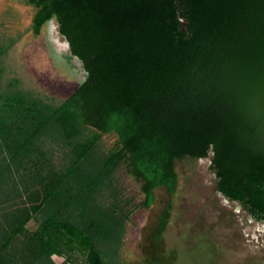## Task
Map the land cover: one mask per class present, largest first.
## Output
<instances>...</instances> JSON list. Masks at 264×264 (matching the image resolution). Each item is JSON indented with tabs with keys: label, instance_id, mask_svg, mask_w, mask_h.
Instances as JSON below:
<instances>
[{
	"label": "trees",
	"instance_id": "obj_1",
	"mask_svg": "<svg viewBox=\"0 0 264 264\" xmlns=\"http://www.w3.org/2000/svg\"><path fill=\"white\" fill-rule=\"evenodd\" d=\"M25 3L32 34L52 18L86 74L57 104L16 79L0 90V264H110L129 212L119 165L146 208L155 188L174 192L175 160L210 151L217 192L264 221V0Z\"/></svg>",
	"mask_w": 264,
	"mask_h": 264
},
{
	"label": "rangeland",
	"instance_id": "obj_2",
	"mask_svg": "<svg viewBox=\"0 0 264 264\" xmlns=\"http://www.w3.org/2000/svg\"><path fill=\"white\" fill-rule=\"evenodd\" d=\"M32 13L25 0H0V90L16 79L20 89L57 104L82 76L71 63L52 18L43 24L40 34H32ZM115 142V135L103 133L97 148L106 151ZM46 146L53 149L52 159L58 166L63 148L48 142ZM174 169V192L168 195L165 188H155L153 202L145 208L138 183L122 165L116 167L115 198L129 212L118 248L114 254L108 253L109 263L264 264V221L255 220L242 204L217 192L210 155L175 160ZM166 204V226L160 239L152 241L157 216ZM35 225L33 219L26 223L28 229ZM52 258L56 263L63 261L60 256Z\"/></svg>",
	"mask_w": 264,
	"mask_h": 264
},
{
	"label": "water",
	"instance_id": "obj_3",
	"mask_svg": "<svg viewBox=\"0 0 264 264\" xmlns=\"http://www.w3.org/2000/svg\"><path fill=\"white\" fill-rule=\"evenodd\" d=\"M62 40H63V45L64 47L68 50V54L70 56V61L71 63L74 65L75 69L79 70L80 71V74L82 76V80L80 82L83 81L84 77H85V71L83 70L82 68V62L80 59H78L75 55H72L68 49V43L67 41L62 37ZM208 154L210 155V151L208 152ZM219 193V192H218ZM220 194V193H219ZM221 195V194H220Z\"/></svg>",
	"mask_w": 264,
	"mask_h": 264
},
{
	"label": "bare ground",
	"instance_id": "obj_4",
	"mask_svg": "<svg viewBox=\"0 0 264 264\" xmlns=\"http://www.w3.org/2000/svg\"><path fill=\"white\" fill-rule=\"evenodd\" d=\"M52 41H53V43H55L56 41H55V39H52Z\"/></svg>",
	"mask_w": 264,
	"mask_h": 264
}]
</instances>
